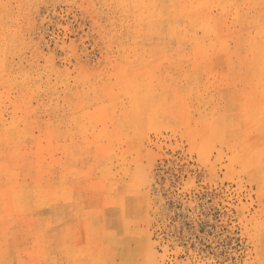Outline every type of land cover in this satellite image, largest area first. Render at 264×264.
<instances>
[{"label": "rangeland", "instance_id": "374dc122", "mask_svg": "<svg viewBox=\"0 0 264 264\" xmlns=\"http://www.w3.org/2000/svg\"><path fill=\"white\" fill-rule=\"evenodd\" d=\"M0 264H264V0H0Z\"/></svg>", "mask_w": 264, "mask_h": 264}]
</instances>
